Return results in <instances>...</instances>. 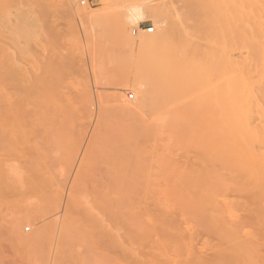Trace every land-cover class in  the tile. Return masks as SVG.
<instances>
[{
	"label": "rangeland",
	"instance_id": "rangeland-1",
	"mask_svg": "<svg viewBox=\"0 0 264 264\" xmlns=\"http://www.w3.org/2000/svg\"><path fill=\"white\" fill-rule=\"evenodd\" d=\"M47 1L0 0V79L7 83L4 85L0 82V88L7 89L9 75L12 76L17 71L20 73L24 80L25 98L23 100L28 99L24 102V107L27 103L26 110L29 109V118L32 122L26 123L24 126L0 124V264H53L55 251H57L58 244L61 243L58 240L62 241L63 229L66 227L64 224H67L75 214L71 210L72 204L77 202L78 207H80L86 201L88 205H85L88 207L85 208L92 210L93 207L90 208V206L94 204L90 202L96 203L97 199L95 201V198H97L98 192V200L100 201L105 196L114 204L116 198V204L117 198H120L119 206L118 202L116 205L118 206L117 210L125 214L129 208L130 217L132 213L133 217L138 216L139 214L136 213H141L143 211L141 209L149 208L148 210L144 209L141 214L143 215L146 210L148 214L146 219L149 220L150 232L152 231V233L144 248L138 241L133 242L135 246L134 244L130 246L125 235L122 234L121 236L122 230L120 233L112 232L116 229L114 230L115 226H113L111 230L110 224L111 221L115 220L113 217L111 219L106 218L109 217L107 215L109 212L105 211L107 216L105 215L103 220L109 221L104 222L102 226H105L104 229L107 231L111 230V234L108 231L111 236L105 235V233V237L103 234L102 236L97 233L99 236H83L82 238H85L81 240L82 234H77L80 238L78 237L79 239L73 245L70 244V250L72 255L78 257L79 260L78 258L67 259V264H133L137 260H145L149 264H194V261L197 262L199 258L204 262L211 261L218 252L224 251V248L226 251L232 250L235 246L234 243L237 245L238 242L242 243L246 240L244 244L254 243L255 250L256 248L258 251L260 250L259 254H257V250V252L251 250L253 254L255 253L254 255L248 251L247 258L243 257L246 256V253L245 255L240 254V256L242 255L241 259L239 254L235 253L238 255L236 256L238 259H229L228 264H264V173L259 175V182L256 183L255 177L253 178L255 175L245 176L236 168L230 169L232 166H228V171L236 170L233 173L234 177L231 176L232 172L228 177V174L225 175L227 171H223V175L228 177V190L222 195L228 202V208H225L226 214L223 211L226 219L221 213L223 217L219 216V221L220 218L227 220L228 226L224 224V220L222 221L228 230L238 229L235 237L232 236L231 231H228V237L223 232L224 237H222L223 235L216 227L219 226V221L214 217L217 215L216 210L224 209L222 204L219 203V207H216L215 205L212 206V203L210 205L206 203L201 212L205 209L206 211L201 213L197 210L199 207H195L196 205L188 207V201L193 200V202L197 201L202 204L206 200L199 199L197 196L194 197L192 193L190 197L193 196V199L187 200L189 194L186 193L188 192L183 191L184 193H181L179 191V193L174 194L168 192V200L165 199L167 203L164 201L165 206L162 205V207H166L164 214L162 207L153 201L156 199V194H153L152 188H156V191L154 189L155 192L159 189L157 187L159 183L156 180L159 177L160 181V176L157 174H161L160 165L162 164L157 159L160 158L161 161L164 159L163 164L164 161L171 162L169 164L171 168L167 163L165 166L167 165L166 167L169 168L164 167L168 172L161 169L168 176L164 182L167 181L169 184L173 181L181 183L188 179V176L190 177V170H202L201 166L203 165L199 160L202 159L200 148H197V151L195 148L198 146L195 145L193 148V143L189 145L188 143L190 141L191 144L192 138L186 136L187 138L183 139V143L181 141L176 144H181L178 149L174 147L173 151H170L171 149L167 150L168 152L164 151L168 154L165 153L164 155L160 147L166 146L168 142L164 143V140L158 139L162 136L159 137L153 133L155 127L160 123V118H158L160 114H157L159 110L150 111V109L143 107L142 112H145L146 109L149 111L147 110L145 114L140 111L136 114L138 117H135V113L139 110H136L135 113H128L122 112L121 109L123 105L135 106L138 101V94L133 91V88L135 76L140 66L137 61L140 52L139 45L146 36L151 37L158 33L154 21L161 22L163 28L169 25L177 26L185 22L191 23V25L195 22L194 24H197L198 27H204V22L207 23L208 20L202 15V12L208 16L209 13L211 14L222 5V1L93 0L86 5L89 9L88 12L99 13L100 18L92 23L83 22L74 15V9L80 6L74 0H53L58 4L57 6H49ZM136 5L152 6L155 9H160L163 15L156 20L146 19L135 25L127 21L125 16L128 9ZM83 6L85 5L80 7ZM203 7L205 11L202 9ZM148 11L147 8L143 9L144 13ZM151 27H154L155 31L148 33L146 30ZM193 28L195 27L193 26ZM47 79L51 84H49L50 82L47 83ZM122 86H128V89ZM5 90L2 91L5 92ZM3 92H0V95L1 93L4 94ZM87 93L90 98H87ZM130 94H134L133 100L129 99ZM87 99H89L88 102ZM1 102L0 108H2ZM87 108L90 109V112L86 110ZM149 113L150 115H148ZM155 114L159 116H155ZM103 115L106 118H103ZM252 122L254 126H257L258 121L255 123L252 120ZM186 127L187 133L191 135L192 128L186 124L184 125L185 130ZM144 134L145 136L148 134V136L145 137ZM135 135H137L135 139L137 142L134 140ZM146 138H151L148 140L151 143ZM170 145H167V149ZM158 146L160 147L155 150ZM252 147L258 149L257 145H252ZM134 149L138 151H134ZM126 150L129 151L128 155H126V159L125 157L122 158V160L125 159V162L121 160L119 151L126 153ZM158 156L160 157L158 158ZM169 156H172L171 160H165ZM118 157L121 162L116 159ZM136 158L140 162H137ZM143 159L149 167L145 164H143L144 167H141L143 165L138 164L140 169L143 168L144 173H142L143 170L139 171L138 169L141 174L136 170V172L133 171V163L142 164ZM127 160L131 162L130 168L132 170L125 171L129 169L127 167L129 165L126 163L130 164ZM117 161L123 166L125 163L126 169L123 166L120 167ZM231 161L233 164L234 160L231 159ZM234 164L237 163L234 162ZM218 165L211 163L209 167H214L213 169L217 171L222 170ZM116 167L121 173H125V177L120 171L118 172L121 175L120 178L118 174L114 173L118 171ZM145 167L148 169H144ZM113 168L116 170L114 171ZM151 171L154 175H151ZM237 172L238 176H241L238 177V180ZM166 173L164 174L166 175ZM113 174L115 175L113 176ZM155 174L157 178L154 177ZM133 175H137L139 178L134 176V180ZM111 176L114 183L118 180V185L124 181H130V183L128 182L129 187L133 186L132 189H138V193L135 191L133 193L135 199L130 195L132 191L128 195L129 192H123L121 188L118 189L120 186L116 187V194L113 193V189L116 191V188L115 184L111 182L113 180ZM122 176L124 181L119 182ZM108 178L111 179L109 183ZM137 178L138 180H136ZM233 178H235L233 181L238 183L237 187L232 182ZM106 182L111 186L109 191H107L109 186L105 184ZM148 182L151 183L149 187H147ZM138 183L139 185H137ZM130 184L135 186H130ZM144 185L147 188L142 189L141 187L144 188ZM141 189L142 191L149 189V192H152L154 196L148 192L149 198L142 201ZM111 194H115L113 196L116 197L111 199ZM92 195H94V200L91 199L93 197L88 198ZM136 196H140L141 199H136ZM130 198L134 200L133 202L129 201L132 206L127 202ZM151 200L154 203H150ZM143 202L146 203V206L149 203V207L144 206ZM109 203L108 206H110ZM100 204L102 203L100 202ZM100 204L96 206L103 205ZM115 204L114 207H116ZM155 205H157V209ZM107 207H102V209L105 208L106 210ZM112 209H110L111 214L116 211V208L114 211ZM97 211L98 215L101 211L99 208ZM72 212L74 214L71 216ZM77 212L80 214H75L73 218L81 217L83 211L78 210ZM127 212L126 214H129ZM101 215L98 216L102 220L101 217H104V214ZM17 221L19 227L13 231L12 224ZM108 223L110 226H107ZM115 223L117 224V222ZM115 223L113 222L112 225H116ZM148 223L146 222L145 225L147 226ZM50 225H56V232L54 233L56 238L53 235V239L55 238L52 239L53 241L48 239L52 244L46 241V244L41 247L35 242L25 245L18 239L15 240L16 234L22 239H33L44 227ZM117 229L119 232L120 228L117 227ZM115 233H117V237L118 234L120 235L121 244L114 243L115 245H113L112 235ZM117 237L115 241L113 239V242L120 241ZM75 239L76 236L72 241ZM72 241L70 243H73ZM249 241L252 242L249 243ZM50 244L51 246H49ZM51 248V261H48L46 259L47 253L44 255V252L51 250ZM80 259L83 261L81 262Z\"/></svg>",
	"mask_w": 264,
	"mask_h": 264
},
{
	"label": "bare ground",
	"instance_id": "bare-ground-1",
	"mask_svg": "<svg viewBox=\"0 0 264 264\" xmlns=\"http://www.w3.org/2000/svg\"><path fill=\"white\" fill-rule=\"evenodd\" d=\"M221 1H222V5L218 7L217 10L213 11L211 14L209 13L208 16H206V14L202 12V15L205 16L206 19L208 20V21L205 20L207 21V23L204 22L205 18L202 20L205 24V25L203 24L204 27L202 26L198 27L197 24L196 25L194 24L195 22L193 23V25H191V23L188 24L187 22H185V23H181L182 25L181 24H178L177 26L169 25L163 28L161 22L159 23L158 21H154V24L157 27L158 33H156V35L154 34L151 37L146 36L139 45L140 52H139L137 61H138V64H140V66L135 76V85L133 88L134 89L133 91H135L138 94V101L136 105L134 104L135 106H128V105L124 106L123 105L121 107L122 112L135 113L136 110H139L135 113V117H138V115L136 116V114L140 113V111L143 110V107L150 109V111L159 110V113L157 114H160V116L156 114L155 116H159L158 118H160V123L155 127L153 133L156 136L157 135L159 137L162 136L164 139H161L162 137L158 139L161 141L164 140V143L167 141L168 142L167 145L171 144L170 146L172 147L169 146V149H167V145L166 146L162 145V147L160 146L156 147L155 150L160 147L163 150V153L165 155L166 152L164 151H167L170 149H171L170 151H173L172 149L174 147H177L178 149V146H180L181 144L179 145H176V144H178L181 141L183 143V139L187 136V137L192 138L191 144H190V141L188 144L192 145L193 143V148L195 145L198 146L195 149L198 151V149L200 148L199 149L201 151L200 155L202 154L201 156L202 159H199L200 163L202 162V165H203V166L200 165L202 167V170L198 169L199 171H197V169L196 170L192 169V171L190 170V174H189L190 177L188 176V179H185L184 182L180 181L181 183L179 182L175 183L173 181L170 184L167 181L166 183L164 182V180H166V177L168 176H167V173L162 172V170L163 171L166 170L168 172V170L165 168H169L170 167L169 164L171 162L167 163L166 161H164V164H163L164 159H162L161 161V159L159 158L160 156H158L159 159H157V161L158 162L160 161L163 164V166H161L162 164L160 165L161 174L159 173V170H158L159 174H157V176L158 175L160 176V181H159V177L157 178L156 174L154 176L157 178V180L156 178L155 180L159 183V185L157 184L158 186L157 185H154V186H157L159 189L157 190V192H155L156 188H152L153 194H156L155 196L156 199L155 200L152 199V200L157 202L160 205V207H162V205L164 204V201L165 203H167L166 201L168 200V197H167L168 192H170L171 194H174V193H179V191H181V193L185 191V192H188L186 194H189V196L187 195L188 197L186 196L187 200L191 198L193 199V196L194 197L197 196L199 197V199L206 200V202L202 204L201 202H197V201L193 202V200L188 201L189 202L188 207H190L191 205H196L195 207L196 208L199 207V209L197 210L200 212H201V209L205 208L204 206H206V203L207 204L209 203L208 205L212 203V206L215 205L216 207L218 206L219 203H221L224 209L216 210L217 218H215L216 216L214 217V219L218 221H219V216L222 218L224 215V219H226L225 214L227 212H225V208H228V202L225 201L222 193L228 190V177H229V174H231L230 172H232L231 176L233 175V177L235 176L233 173L236 172V170L229 172L228 168L232 166L234 168L231 167L230 169L236 168L240 172L244 173L245 176L255 175L253 176V178L255 177L256 183L259 182V175H261V173H264V0H221ZM47 2L49 6L58 5L53 0H48ZM80 6L74 9V15L77 18H79L81 21L92 23V22H96L100 18L99 13L88 12L89 9L87 8L86 5L83 7H80ZM144 8L149 9V11L147 13H144L143 12ZM202 9L204 10V7ZM162 15L163 13L160 9H155L152 6L143 7V5H136L128 9L125 17L127 21H130L133 24L137 25L138 23L143 22L146 19L156 20L158 17H161ZM200 22L199 24H201ZM193 26L195 28H193ZM138 30L140 31V28H138ZM192 30L194 31L192 32ZM49 79H47V83L50 82L48 81ZM1 80L2 79H0L1 83H3L4 85L5 84L7 85V83H4V80L3 81ZM7 81L9 82L8 88L7 89L5 88L6 90L0 88V92H3L5 90V92H3L4 94L1 93V95L2 96L4 95V96L2 97L0 95L1 99L4 98L3 100L0 99V101H2L1 102L2 108H0V124L1 123L5 125L8 124L11 126L13 125L15 126L23 125L24 126V124L26 123L29 124V122L31 121L29 118L30 116L29 111H28L29 109L26 110V106L28 104L26 103L25 104L26 106L24 107V102L28 101V99L25 101L23 100L25 98L23 77L17 71L14 75L13 74L12 76L9 75V79ZM49 84H51V82ZM123 88L128 89V86H124ZM86 96L87 98H90V95L88 93L86 94ZM88 100L89 99H87V102ZM85 102L86 101H84V103ZM148 109H146L145 112L141 111V113L145 114ZM86 110L90 112V109L87 108ZM254 114L255 115L257 114V115L255 116ZM148 115H150V113ZM103 118H106V116L104 117L103 115ZM252 120H254L255 123L256 121H258L257 126L253 125ZM154 123H155V120H154ZM186 124L190 126L193 130L191 131V135L187 133L188 132L187 127H186L187 131L184 128V125ZM152 125H151V129H152ZM148 134L146 136H148ZM137 135L134 136L135 137L134 140L136 139ZM139 137H142V136L140 135ZM149 139L146 138L147 141ZM135 141L137 142V140ZM154 144L157 145L155 142ZM252 145L254 146L257 145L258 149L256 150L255 148L257 147L253 148ZM151 146L153 147V145H150V147ZM129 147L128 149L130 151ZM135 150L136 149H134V151ZM123 151H119L121 160L124 157L126 159V155H128V152H129L128 150H126V153ZM170 151L169 153H171ZM164 155L162 154V156ZM153 156L156 157V155L154 154ZM170 158H172V156H169V158L165 160H168ZM116 159L118 160L119 157ZM125 159L122 161H125ZM231 159H233L234 162H236L237 164H234V162H233L234 165L231 164L232 163ZM121 160H118V161L121 162ZM135 160L137 162L138 161L140 162V160L137 158ZM118 161L117 163L120 164ZM137 162L133 163L132 161V163L134 164L133 166L131 162H130L131 165L126 163V165H129L127 166L129 169L125 168V163H124V166L120 164V167L123 166L126 169L125 171H127V170H132L130 168V166H132L133 171L136 170L137 172H139L143 170V168L140 169L139 165L145 164V160L142 164L137 163ZM166 163L169 167H166L167 165L165 166ZM211 163L213 165L219 164L222 170L219 169L220 167L217 169H219L220 172L222 171V173L218 172L219 170L217 171L216 169H213L214 168L213 166H211L213 168H210L209 165H211ZM156 164L158 165V163ZM115 165H116V162H115ZM145 165L148 166L147 164ZM141 167H144V165ZM146 168L147 167H145L144 169ZM113 169L114 171L116 170L115 168ZM224 170L227 171L225 172V175L228 174L227 178L225 175H223ZM119 171L120 170L114 173L118 174ZM120 173L118 174L119 178L121 176ZM139 173L141 174V172ZM142 173H144V170ZM162 173L163 174L166 173V175L164 174L165 175L164 176ZM121 174L125 177L124 175L125 173L122 172ZM152 174L154 175V173H152L151 171V175ZM183 174L181 175L184 176ZM114 175L115 174H113V176ZM161 175L163 176L161 177ZM123 176L121 177V179H119V182L121 180L124 181V179H122ZM126 176H127V173H126ZM134 176L135 175H133V178ZM236 177H237V180L241 177V176H238V172L236 174ZM111 178L113 179L112 176ZM138 178L136 180H138ZM234 179L235 178L232 179V182H234L236 186L234 184L233 185L237 187L238 183H236V181H233ZM107 181L109 183L111 179L108 178ZM113 181L114 179L111 182L112 184H115L114 185L115 188L116 187L118 188L120 186L118 189L121 188L123 192L125 191L129 192L128 195L130 194L131 191L132 193L130 195L132 196L134 195L133 194L134 191L135 193H138V189H135V188L132 189L133 186L131 185H134V184H130L131 188L129 187L130 181H128L129 183L124 181L120 183L119 185H118V180L116 182L117 184L114 183ZM230 181L231 179L229 180V182ZM260 181L262 182V180ZM108 183L106 182L105 184L109 186ZM103 184H101L102 187H104ZM112 184L110 183V185ZM150 184L147 187L151 186ZM137 185H139V183ZM110 187L111 186L107 187L108 188L107 191H109ZM145 187L146 185H144V188L143 187L141 188L145 189ZM117 188H116V191H114L113 189V193L115 192L116 194ZM148 192H149V189L148 191L146 189L140 193V196H142V201L143 199L145 200L149 198L147 194ZM152 192L151 193L149 192V194L153 195ZM191 193L193 195L192 197H190ZM98 194H96L97 198H95V201L97 199L96 203L98 204H96L94 201H91V202L90 200L88 201V203L90 202L91 204H94L93 206L89 205L90 208L93 207L92 208L93 211L91 209L87 210L88 208H85V207H88L87 206L88 204L86 201H85V204L87 205L83 203L85 205V206L83 205L84 207L83 206L78 207L77 202L72 204L71 210L74 211L75 214L78 213L77 212L78 210L80 212L81 211L83 212L81 213L80 218H73L75 214L74 212H72L71 216L73 214L74 216H72L69 219L67 224H64L66 225V227L63 229L62 241L60 239L58 240L61 243L58 244L57 251H55L56 253L54 256L53 264H65V263L67 264V261H66L67 259L70 260V259L78 258V257H74L70 250V247H71L70 244L73 245L75 241L80 238L77 234L79 235L82 234L80 238L81 240H83L85 237H88V236L93 237L98 234L104 235L106 233L105 235H108L110 231L113 229V226H115L114 230L115 229L116 230L112 232L114 233L117 231V233H120L122 230L123 232L121 233V236L122 234L125 235L127 241L130 242V246L131 244L132 245L134 244L135 246V243H133L135 241H138L141 244V247L143 248L147 244L149 236L152 233V231L150 232L151 228L149 227L150 226L148 223L149 220L147 221L146 219L148 217L146 210L149 209L148 208L149 203L147 202L148 204L146 206V203L144 204L143 202L144 206L148 208L146 209L143 207L144 209H146L145 210L146 213L144 212V214L142 215L141 213H143L144 209H141L143 210L141 211V213L140 212L136 213L141 216L138 215V216L133 217V213H132L130 217L131 211H128L129 208L126 210V212L127 211L129 212V214H126V212L124 214L121 211L117 210L119 203H120L119 202L120 198L119 199L117 198L118 206H116L117 205V202L115 204L116 196H113L115 194L113 195L111 194L112 195L111 199L115 198L114 204L116 207H114V204L110 202L112 200L106 199L105 196H104V199L109 201L110 203L106 202L103 198H102L103 202L102 200L101 201L98 200V197H99ZM93 196L94 195L88 196V198L90 199ZM140 196L139 197L136 196V199L137 198L141 199ZM258 197L256 198L258 199ZM91 199L94 200V197ZM133 199H135V197ZM152 200L149 202L154 203ZM99 201L103 205L100 204ZM129 201L133 202L134 200L130 198V200H128L127 202ZM142 201L140 202L141 204H142ZM108 203L110 206L112 205L113 207L108 206ZM95 204L96 205L100 204L102 206H96ZM105 204L106 206H104ZM130 205L132 206V203ZM157 205H155L156 209H157L156 207ZM199 205H201L202 207H200ZM81 207H83L84 210L80 209ZM97 207L99 208V211H101L99 212L98 215H101L102 212L104 214V217L102 216L103 214L101 215L102 220L96 213L98 212ZM102 207H105V208L107 207V209L106 210L105 208L102 209ZM109 208L110 209L113 208L112 211H114V209L116 208L115 213L112 212V214L114 213L113 215L110 213ZM165 208L166 207H162L163 210ZM105 211L109 212L107 215L110 218L106 217L107 215L105 214L106 213ZM223 211L225 212V214H223ZM165 213L166 212L164 210V214ZM105 217L108 219H111L113 217L115 221H111V220L110 221L112 223L117 222L118 224L117 225L115 223L117 225L116 226L114 224L112 225L111 223L110 225L112 226V228L110 227L111 230L110 229L108 230L109 233L107 229H104L105 226L104 227L102 226L104 222L107 223L109 221V220L104 221L103 219ZM140 217H144V218L140 219ZM221 218L219 221V226L220 224L222 225L220 227L218 225L216 226L218 230L221 232L220 234L224 232L223 234L226 237H228V231H231V233L233 234L232 236L235 237L237 235L236 231L238 229L235 228V230L234 229L228 230L227 229L228 221L226 220L227 221L226 222L224 219H221ZM222 220H224V224H227V226L223 224ZM144 221L145 223L146 222L148 223L147 226L145 225V223H142ZM109 223L107 224V226H110ZM18 227H19L18 221L12 224L13 231H16ZM55 227L56 225H50V226L44 227L39 234L34 236L33 239H22L18 234H16L17 232H14L17 235V236L15 235L16 237L15 240L18 239V241H20L21 243L25 245H30L32 242H35L37 245L42 247L44 244H46L45 242L48 241V239L52 240L53 237L56 235L54 234L56 232ZM117 227L120 228L119 232H118ZM222 229H224V231H221ZM117 233H115V235H112L113 245H115L114 243L121 244L120 243L121 239L119 237L120 235L118 234V237H119L118 238L116 235ZM215 233H216V230H215ZM110 234L108 236H111ZM217 234L219 235V232H217ZM224 235L222 237H224ZM75 236H76V239L72 241V239H74ZM83 236L85 237L82 238ZM116 237L120 239L119 242L118 241L113 242V239L115 241ZM70 241H72L73 243H70ZM246 241L242 243L238 242L239 244V245L237 244L238 246L234 243L233 245L235 246H234V249H232L234 250L232 253H231L232 250L227 249L228 251H230L228 252L225 250L226 248H224L223 249L224 251L218 252L217 255L211 261L209 260L207 262H204L199 258L197 259L198 260L197 262L193 260L194 264H228L231 259L233 258L238 259L236 257L238 256L237 254H239L240 256V254L245 255V253H246V256H243V257L247 258L248 251L251 252V250H255V247H254V243L244 244L246 243ZM48 242L51 243V241H48ZM250 242L252 241H249V243ZM51 244L49 246H51ZM256 250L253 252L258 251ZM259 251L257 252V254H259ZM253 252H251L252 255L255 254V253L253 254ZM45 253H47L46 259H48V261H51L50 257L52 254V248L51 250L45 251L44 255H46ZM240 258L242 259V255L240 256ZM82 261L83 260H81V262ZM133 264H149V263L145 260H137Z\"/></svg>",
	"mask_w": 264,
	"mask_h": 264
},
{
	"label": "built area",
	"instance_id": "built-area-1",
	"mask_svg": "<svg viewBox=\"0 0 264 264\" xmlns=\"http://www.w3.org/2000/svg\"><path fill=\"white\" fill-rule=\"evenodd\" d=\"M75 2H77L80 5H87L90 4L93 0H74ZM148 33H153L155 31L154 27L148 28L146 30ZM129 99L133 100L134 99V94H130L129 95Z\"/></svg>",
	"mask_w": 264,
	"mask_h": 264
}]
</instances>
